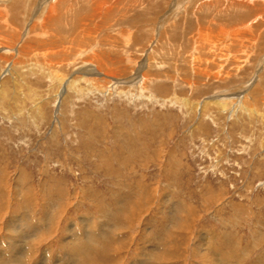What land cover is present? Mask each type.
Here are the masks:
<instances>
[{
  "label": "rangeland",
  "instance_id": "obj_1",
  "mask_svg": "<svg viewBox=\"0 0 264 264\" xmlns=\"http://www.w3.org/2000/svg\"><path fill=\"white\" fill-rule=\"evenodd\" d=\"M41 2L0 0V263L264 264V0Z\"/></svg>",
  "mask_w": 264,
  "mask_h": 264
},
{
  "label": "bare ground",
  "instance_id": "obj_2",
  "mask_svg": "<svg viewBox=\"0 0 264 264\" xmlns=\"http://www.w3.org/2000/svg\"><path fill=\"white\" fill-rule=\"evenodd\" d=\"M42 1H43V0H42ZM45 1H46V0H44V2H45ZM44 2H41L40 5L42 6ZM45 5H46V4H45ZM44 7H46V6H44ZM44 7H43V8H44ZM51 7H53V6H51ZM40 10H41V9H40ZM53 10H54V9H53ZM53 10H52V11H53ZM50 12H51V10H50ZM40 16H41V15H40ZM45 16H46V15H45ZM45 16H44V17H45ZM42 17H43V16H42ZM35 19H36V18H35ZM36 20H37V19H36ZM44 22H45V21H44ZM73 88H74V87H73ZM217 103H219V104H221V105H225V104H226L225 102H222V101L217 102ZM204 104H205V103H204ZM239 104H241L242 107H245L244 101H243L242 99L239 100ZM226 105L228 106V104H226ZM240 108H241V107H240ZM97 244H98V243H97ZM6 254H7V253H6ZM6 254H5V255H6ZM19 255H20V254H19ZM11 256H12V255H11ZM13 256H14V255H13ZM21 256H22V255H21ZM4 257H5V256H4ZM8 258H9V257H8ZM4 262H5V261H4ZM18 262H19V261H18ZM18 262H17V263H18ZM91 263H92V262H91ZM0 264H1V263H0ZM5 264H6V262H5ZM18 264H20V263H18ZM21 264H22V262H21Z\"/></svg>",
  "mask_w": 264,
  "mask_h": 264
}]
</instances>
